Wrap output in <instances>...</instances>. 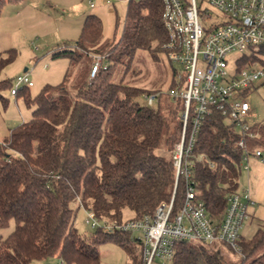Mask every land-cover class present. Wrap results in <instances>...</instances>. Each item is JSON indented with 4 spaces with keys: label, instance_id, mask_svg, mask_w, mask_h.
Returning a JSON list of instances; mask_svg holds the SVG:
<instances>
[{
    "label": "trees",
    "instance_id": "16d2710c",
    "mask_svg": "<svg viewBox=\"0 0 264 264\" xmlns=\"http://www.w3.org/2000/svg\"><path fill=\"white\" fill-rule=\"evenodd\" d=\"M162 12L163 0H127L119 38L100 48L102 19L88 14L78 40L53 52L70 60L64 80L46 84L35 95L27 91L30 86L20 87L32 115L0 141V229L12 218L16 223L6 238L0 237V264H31L50 256L65 264H99V246L110 239L130 253L131 264H142L141 243L130 233L97 228L92 236L81 234L73 203L100 217L122 220L127 209L137 215L153 213L174 193L172 154L181 135L183 101L169 94L162 101V91L124 81L139 49L154 57L164 50ZM87 48L95 50L89 54H107V67L91 79L82 70L72 82L80 50ZM117 64L126 67L120 81L113 80ZM12 86L10 79H0L4 104L8 98L3 90ZM153 92L160 93L156 105L142 104L143 94ZM255 127L260 135L250 144L264 148V127ZM231 130L213 112L201 125L194 150L215 163L212 167L207 160L199 161L192 179L216 219L222 218L228 195L239 190L243 151ZM162 147L171 156L161 153ZM185 185L180 177L175 212L183 204ZM240 244L243 255L235 260L222 253L220 246L231 250L224 243L179 241L170 264H264V225Z\"/></svg>",
    "mask_w": 264,
    "mask_h": 264
},
{
    "label": "built area",
    "instance_id": "2783aa9c",
    "mask_svg": "<svg viewBox=\"0 0 264 264\" xmlns=\"http://www.w3.org/2000/svg\"><path fill=\"white\" fill-rule=\"evenodd\" d=\"M214 11L220 18L208 23ZM162 19L167 33L164 51L172 63L180 65L174 69L169 95L182 99L184 105L181 135L172 154L174 193L153 213L133 212L122 220L100 217L84 208L86 223L109 232L141 233L136 238L142 247V264H170L176 243L184 240L221 242L242 253L241 230L250 217L252 202L249 190L230 193L222 218H214L198 197L192 176L199 161L207 160L212 167L215 163L206 153L194 150L201 125L217 111L231 127L229 135H237L235 145L243 151L242 166L248 168L251 157H264L262 147L250 144L260 133L247 120L252 109L250 92L264 86V0H163ZM107 64L106 55H96L92 77ZM16 82L12 94L21 86L34 85L28 73L18 75ZM159 95L143 94L144 105L154 107ZM180 177L186 180V194L175 212ZM58 264H65L64 259Z\"/></svg>",
    "mask_w": 264,
    "mask_h": 264
},
{
    "label": "rangeland",
    "instance_id": "374dc122",
    "mask_svg": "<svg viewBox=\"0 0 264 264\" xmlns=\"http://www.w3.org/2000/svg\"><path fill=\"white\" fill-rule=\"evenodd\" d=\"M127 0H0V79H10L13 87L17 85L16 77L28 73L34 85L27 88L31 95L41 91L46 84L61 83L67 69L71 66L67 56L54 57L57 47L66 43H74L81 34L84 17L90 13H98L103 22V36L97 48L104 43H115L125 22ZM220 18L218 11L206 21L210 23ZM14 51L11 53L9 50ZM92 49H81V62L75 65L72 82L83 72L92 77L95 55ZM105 53V52H104ZM107 55V54H105ZM237 55H233L235 58ZM116 67V68H115ZM178 63H172L167 53L162 50L154 57L148 50L139 49L128 68L124 81L147 90L162 91L165 101L173 87L174 69ZM113 80L120 81L125 73V65L114 66ZM71 82V83H72ZM172 86V87H171ZM11 87L3 90L8 98L6 104L0 101V141L9 135L10 129L28 120L32 115L20 88L18 94L11 93ZM142 104L144 97L140 98ZM251 111L247 120L254 125L264 117V86H256L250 92ZM165 103V102H164ZM156 105V102H155ZM176 144V143H175ZM175 146V145H174ZM161 153L170 155L166 147ZM76 207L75 225L79 232L87 237L95 234L97 228L86 223L87 213L83 207ZM124 211V218L131 215ZM15 220L10 219L8 225L0 229V237L6 238L15 228ZM137 237L142 234L136 232ZM227 258L240 260L243 253H238L220 246ZM101 261L99 264H131L130 253L115 240L110 239L100 244ZM56 256L35 260L31 264H58Z\"/></svg>",
    "mask_w": 264,
    "mask_h": 264
},
{
    "label": "crops",
    "instance_id": "0c3cea01",
    "mask_svg": "<svg viewBox=\"0 0 264 264\" xmlns=\"http://www.w3.org/2000/svg\"><path fill=\"white\" fill-rule=\"evenodd\" d=\"M95 14L100 16L98 13ZM84 21L85 17L82 26L84 24ZM255 124L264 127V117L262 121ZM248 164V168L242 166V171L239 178V190H249L252 201L250 204V217L245 222L241 230V235L244 238L252 237L257 229L260 226L264 225V157L263 159L258 157H251Z\"/></svg>",
    "mask_w": 264,
    "mask_h": 264
}]
</instances>
